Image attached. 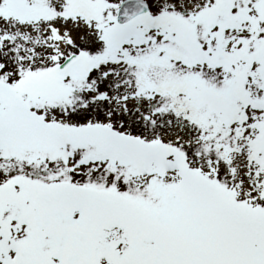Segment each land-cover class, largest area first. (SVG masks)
Wrapping results in <instances>:
<instances>
[{"label": "snow or ice", "instance_id": "1", "mask_svg": "<svg viewBox=\"0 0 264 264\" xmlns=\"http://www.w3.org/2000/svg\"><path fill=\"white\" fill-rule=\"evenodd\" d=\"M0 264H264V0H0Z\"/></svg>", "mask_w": 264, "mask_h": 264}]
</instances>
